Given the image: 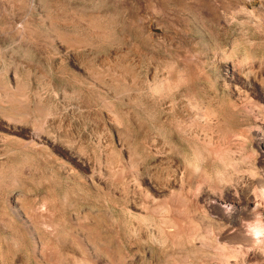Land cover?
I'll use <instances>...</instances> for the list:
<instances>
[{
    "label": "rangeland",
    "instance_id": "374dc122",
    "mask_svg": "<svg viewBox=\"0 0 264 264\" xmlns=\"http://www.w3.org/2000/svg\"><path fill=\"white\" fill-rule=\"evenodd\" d=\"M255 222L264 0H0V264H264Z\"/></svg>",
    "mask_w": 264,
    "mask_h": 264
},
{
    "label": "clouds",
    "instance_id": "9594fccd",
    "mask_svg": "<svg viewBox=\"0 0 264 264\" xmlns=\"http://www.w3.org/2000/svg\"><path fill=\"white\" fill-rule=\"evenodd\" d=\"M189 163L193 172L195 174H199L201 171H203V166L206 163V157L202 153H194ZM256 189L258 192L261 188L256 187ZM253 195L255 196V193ZM246 230L247 234L250 235L254 241L264 238V225L260 224L259 222L246 225Z\"/></svg>",
    "mask_w": 264,
    "mask_h": 264
},
{
    "label": "bare ground",
    "instance_id": "6f19581e",
    "mask_svg": "<svg viewBox=\"0 0 264 264\" xmlns=\"http://www.w3.org/2000/svg\"><path fill=\"white\" fill-rule=\"evenodd\" d=\"M91 238H93V237H91ZM92 240V239H91ZM96 240V239H95Z\"/></svg>",
    "mask_w": 264,
    "mask_h": 264
}]
</instances>
